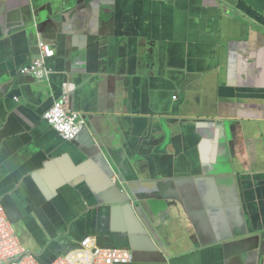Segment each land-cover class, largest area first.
Wrapping results in <instances>:
<instances>
[{
  "label": "crops",
  "instance_id": "1",
  "mask_svg": "<svg viewBox=\"0 0 264 264\" xmlns=\"http://www.w3.org/2000/svg\"><path fill=\"white\" fill-rule=\"evenodd\" d=\"M40 38L51 81L20 72ZM0 201L41 264H264V0H0Z\"/></svg>",
  "mask_w": 264,
  "mask_h": 264
},
{
  "label": "built area",
  "instance_id": "2",
  "mask_svg": "<svg viewBox=\"0 0 264 264\" xmlns=\"http://www.w3.org/2000/svg\"><path fill=\"white\" fill-rule=\"evenodd\" d=\"M39 40L40 55L20 72L37 80L51 81L55 71L49 66V60L56 55V49L46 39ZM64 90L62 97L55 98L54 105L45 113L44 119L64 139L73 142L85 129L86 121L80 112L72 110L69 106L70 97L76 91V86L66 83ZM134 262L135 254L132 250L102 247L93 238H87L80 248L60 257L53 264H133ZM0 264H41L38 258L24 246L2 201H0Z\"/></svg>",
  "mask_w": 264,
  "mask_h": 264
}]
</instances>
